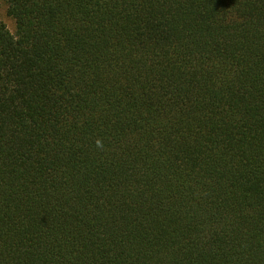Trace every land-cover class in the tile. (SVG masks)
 Masks as SVG:
<instances>
[{"label": "trees", "instance_id": "obj_1", "mask_svg": "<svg viewBox=\"0 0 264 264\" xmlns=\"http://www.w3.org/2000/svg\"><path fill=\"white\" fill-rule=\"evenodd\" d=\"M4 3L0 264H264V0Z\"/></svg>", "mask_w": 264, "mask_h": 264}, {"label": "rangeland", "instance_id": "obj_2", "mask_svg": "<svg viewBox=\"0 0 264 264\" xmlns=\"http://www.w3.org/2000/svg\"><path fill=\"white\" fill-rule=\"evenodd\" d=\"M5 3L4 0H0V21L3 22L8 29L13 31L14 29V23L13 20L7 16L6 9H5Z\"/></svg>", "mask_w": 264, "mask_h": 264}, {"label": "clouds", "instance_id": "obj_3", "mask_svg": "<svg viewBox=\"0 0 264 264\" xmlns=\"http://www.w3.org/2000/svg\"><path fill=\"white\" fill-rule=\"evenodd\" d=\"M96 143H97V146H101V141L100 140H97Z\"/></svg>", "mask_w": 264, "mask_h": 264}]
</instances>
